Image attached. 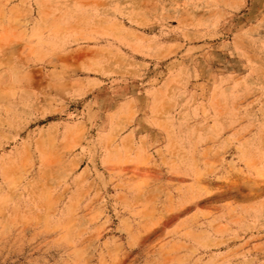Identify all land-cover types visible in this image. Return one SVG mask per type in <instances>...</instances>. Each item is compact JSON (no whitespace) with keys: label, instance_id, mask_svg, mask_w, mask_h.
I'll use <instances>...</instances> for the list:
<instances>
[{"label":"rangeland","instance_id":"rangeland-1","mask_svg":"<svg viewBox=\"0 0 264 264\" xmlns=\"http://www.w3.org/2000/svg\"><path fill=\"white\" fill-rule=\"evenodd\" d=\"M0 264H264V0H0Z\"/></svg>","mask_w":264,"mask_h":264}]
</instances>
